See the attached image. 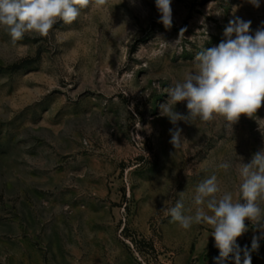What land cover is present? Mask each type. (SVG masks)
I'll return each mask as SVG.
<instances>
[{
    "label": "rangeland",
    "instance_id": "374dc122",
    "mask_svg": "<svg viewBox=\"0 0 264 264\" xmlns=\"http://www.w3.org/2000/svg\"><path fill=\"white\" fill-rule=\"evenodd\" d=\"M171 8L165 29L155 0L90 4L72 24L15 45L0 25V264H215L211 226L185 230L163 208L181 192L191 207L196 185L213 174L220 194L239 198L238 163L264 148V104L230 130L220 116L178 122L177 151L160 105L194 70L196 53L225 39L230 20L251 21L252 34L264 27V0ZM176 111L187 114L186 103ZM245 223L237 243L251 249L260 237L251 261L264 264V232Z\"/></svg>",
    "mask_w": 264,
    "mask_h": 264
},
{
    "label": "clouds",
    "instance_id": "9594fccd",
    "mask_svg": "<svg viewBox=\"0 0 264 264\" xmlns=\"http://www.w3.org/2000/svg\"><path fill=\"white\" fill-rule=\"evenodd\" d=\"M130 3L135 4L136 0ZM171 3L172 0H155L160 13L158 22L165 29L173 26ZM248 3L260 7V0ZM90 4L100 8L108 0H0V25L15 45L27 33L47 37L56 23L72 24ZM184 31L180 30L174 43H179ZM224 37L217 46L196 53L194 70L166 89L168 99L160 105V115L173 125L169 143L176 151L185 140L178 122H210L220 116L230 130L242 115L252 118L264 104V27L252 34L251 21L235 17L226 26ZM181 102L186 103L187 114L176 111ZM231 167L229 162L218 165L225 171ZM238 171L241 183L235 201L231 192L220 194L217 176L213 174L196 185L191 207L185 208L181 192V199L173 207L163 208L170 222L185 230L193 224L211 226L210 235L219 250L215 264L229 260L241 264V259L243 264H252L251 252L259 248L260 237H253L251 249H241L237 238L248 231L246 220L264 232V207L260 204L264 201V148L255 152L248 163H238Z\"/></svg>",
    "mask_w": 264,
    "mask_h": 264
}]
</instances>
